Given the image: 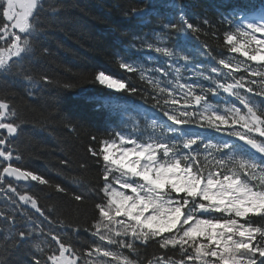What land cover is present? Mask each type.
Instances as JSON below:
<instances>
[{
    "label": "snow or ice",
    "instance_id": "snow-or-ice-1",
    "mask_svg": "<svg viewBox=\"0 0 264 264\" xmlns=\"http://www.w3.org/2000/svg\"><path fill=\"white\" fill-rule=\"evenodd\" d=\"M42 7V0H0V15L7 21L0 27V41L6 45L0 46V75L11 74L32 53L31 38L37 32L36 20ZM152 12V6H148L132 14L143 20ZM162 14L157 11V15ZM179 14L183 27L167 25L176 33L167 38L175 41L172 47L147 43V50L167 58L166 66L151 69L167 79L145 76V68L138 63L116 58L120 69L139 72L141 80L151 86L154 107L166 121L158 123L151 118L152 132L147 142L116 133L119 144L115 139H103L99 151L88 148L93 157L102 158L103 184L99 191L103 196L94 205L98 217L84 231L116 250L95 242L80 247L60 232L46 234L41 224L24 215L30 206L51 223L50 214L55 209H44L30 190L20 192V182L52 186L64 194L67 189L24 167L15 144L22 128L18 111L7 95L0 96V195L6 204L5 210H0V222L9 233L0 249V264H21L13 260L20 252L32 257L29 264H138V259L120 249L138 253L139 246H147L150 241H157L160 249L178 250L180 258L162 254L147 264H264V223L252 219L264 221V139H258L264 138V106L247 95L264 96V9L226 21L234 30L225 32L224 42L231 53L245 60L233 65L231 60L220 59L222 68L212 66L210 74L195 62L197 55L214 59L208 46L189 50L188 33L201 29L189 22L182 10ZM203 23L210 22L205 19ZM247 62L260 67L250 68ZM181 68L189 73L183 83ZM241 70L259 77L258 91L253 87L256 79L246 81L244 75L235 78ZM21 75L37 83L27 72ZM41 79L50 82L47 76ZM228 79L233 82H222ZM94 81L117 93L138 91L104 71H99ZM221 90L246 111L228 100L214 104L210 98L220 96ZM220 103L230 106L221 109ZM196 129L211 130L227 139L214 141ZM91 139L95 141L96 137ZM86 198L73 194L79 203ZM17 217L25 220L23 226L16 224ZM67 229L77 234L81 231L79 225L68 224ZM37 231L50 237L45 241L47 247L35 242Z\"/></svg>",
    "mask_w": 264,
    "mask_h": 264
},
{
    "label": "trees",
    "instance_id": "trees-1",
    "mask_svg": "<svg viewBox=\"0 0 264 264\" xmlns=\"http://www.w3.org/2000/svg\"><path fill=\"white\" fill-rule=\"evenodd\" d=\"M42 3L36 20L37 32L31 38L33 51L11 74L0 75V96L7 95L18 111L22 128L15 144L17 154H22L24 167L42 174L52 185H62L67 194L57 192L52 186L18 184L20 192L30 190L44 209H55L50 214L51 223L30 206L24 215H30L41 224L46 234L60 232L80 247H89L95 242L116 250L115 246L106 245L84 231L98 217L94 205L101 202L103 196L99 191L103 184L102 158L93 157L88 148L92 146L99 151L100 141L115 139L116 133L147 142L148 134L152 132L151 118L158 123L163 121L162 118L166 119L154 107L156 101L152 96L155 93L147 81L141 80L139 72L128 73L120 69L116 58L119 56L138 63L145 68V76L167 79L151 71L154 67L166 66L167 58L147 50V43L172 47L175 41L167 38L176 33L167 25L183 27L179 14L182 10L187 20L201 29L199 33H188L189 50L200 49L206 44L214 57L197 55L195 62L204 65L205 74H210L212 66L222 68L218 64L220 59L231 60L235 65L245 58L231 53L225 44V32L234 30L226 21L238 20L247 12L264 9V0H42ZM148 6L153 8L151 16L141 20L132 14L134 10ZM157 11L163 14L157 15ZM205 19L210 22L208 25L203 23ZM3 23L6 21L0 15V27ZM142 40L145 41L143 46ZM0 46L6 47L3 41ZM133 48L137 50L133 52ZM247 63L253 69L260 67L253 62ZM22 71L30 74L37 83L27 81L21 75ZM99 71L125 80L138 91L117 93L107 90L94 81ZM241 75L246 81L256 79L258 83L253 87L259 90V77H250L241 70L235 73V78ZM44 76L49 78V83H43L41 78ZM181 76L180 82L183 83L189 73L181 68ZM201 82L212 86L209 81ZM241 92L244 94L243 90ZM247 95L252 96L259 106H264V96ZM210 99L214 104L228 100L242 112L246 111L234 97L222 90L220 96ZM227 106L230 105L220 103L221 109ZM196 130L214 141L227 139L211 130ZM93 136L95 141L91 139ZM74 193L87 198L83 203L76 202ZM5 208L4 197L0 195V210ZM7 210L11 211L10 208ZM252 219L257 224L264 223L259 217ZM16 224L23 226L25 220L17 217ZM68 224L79 225L81 231L77 234L71 229L65 230ZM8 235L7 226L0 222V249L4 248ZM36 235L35 242L47 247L45 241L50 237L41 236L38 231ZM120 251L138 259V264L155 261L162 254L180 258L178 250L160 249L157 241L139 246L138 253L126 248ZM31 259L23 252L13 256V260L21 264H29Z\"/></svg>",
    "mask_w": 264,
    "mask_h": 264
},
{
    "label": "rangeland",
    "instance_id": "rangeland-1",
    "mask_svg": "<svg viewBox=\"0 0 264 264\" xmlns=\"http://www.w3.org/2000/svg\"><path fill=\"white\" fill-rule=\"evenodd\" d=\"M7 22V21H6ZM17 34H19V33H17ZM22 35V34H21ZM258 38H259V34H258ZM5 39H7V37H5ZM116 142L119 144L120 143V141H119V137L116 139ZM127 146V145H126ZM117 187H119L118 185H116Z\"/></svg>",
    "mask_w": 264,
    "mask_h": 264
},
{
    "label": "water",
    "instance_id": "water-1",
    "mask_svg": "<svg viewBox=\"0 0 264 264\" xmlns=\"http://www.w3.org/2000/svg\"><path fill=\"white\" fill-rule=\"evenodd\" d=\"M20 183H22V182H20Z\"/></svg>",
    "mask_w": 264,
    "mask_h": 264
}]
</instances>
